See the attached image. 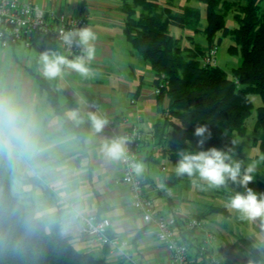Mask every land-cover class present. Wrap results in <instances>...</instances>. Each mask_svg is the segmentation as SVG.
<instances>
[{"label":"crops","instance_id":"0c3cea01","mask_svg":"<svg viewBox=\"0 0 264 264\" xmlns=\"http://www.w3.org/2000/svg\"><path fill=\"white\" fill-rule=\"evenodd\" d=\"M23 1L32 2L47 12L61 11L81 19L82 27H90L97 36V54L91 64L95 75L91 79H83L74 72L63 80L44 79L38 71L39 54L57 48L61 51L49 39L38 38L29 46L19 42L0 48V91L14 95L25 104L35 123L34 147L11 149L12 153L20 149L24 159V169L16 170L14 176L30 185L24 189V206L31 207L46 228L57 223L77 251H90L110 264H169L168 252L157 240L155 230L145 225L132 205L129 187L121 181L122 164L107 161L98 150L101 139L120 134L126 124H138L144 132H152L155 124L161 122L160 102L153 91V70L123 33V5L130 0ZM155 1L175 9L188 5L185 2L189 0ZM201 44L205 46L206 42ZM42 81L56 89L63 113L68 107L76 106L74 93H82L89 105L96 106L86 110L98 111L110 120L102 135L97 137L93 133L86 116L88 127L82 137L63 130V115L53 108L40 86ZM166 104L167 99L163 98L161 105ZM156 143L153 140L143 144L148 151L142 159L146 165L145 191L160 214L201 220L203 229L192 233L189 243L190 261L209 264L207 254L200 255L198 251L206 230L214 236L207 253L216 254L221 264H249V261L264 264V221L243 219L237 212L225 208L233 191L230 185L214 189L204 181H197L196 185L201 182L202 186L189 190L187 184L192 180L187 176H177L164 161H158L159 166L155 162L151 165L158 154L165 157L159 151V144L153 148ZM4 157L8 159L5 152L1 160ZM256 157L259 159V155ZM260 164L261 171L262 159ZM28 167L30 173H27ZM179 181H182L180 189H174L173 185ZM257 182L254 179L248 187L257 194L264 193V183ZM219 193L224 197L219 199ZM211 206L222 209L211 211ZM89 214L110 221V232L127 242L124 250L129 257L81 232V216Z\"/></svg>","mask_w":264,"mask_h":264},{"label":"trees","instance_id":"16d2710c","mask_svg":"<svg viewBox=\"0 0 264 264\" xmlns=\"http://www.w3.org/2000/svg\"><path fill=\"white\" fill-rule=\"evenodd\" d=\"M202 1L204 26L200 25L198 7L185 5L174 9L171 5L161 6L155 0L124 2L125 38L150 65L154 73L153 86L159 89L156 96L161 107V122L152 130L154 140L161 145L159 151L172 166H175L178 150L191 148L196 151L194 147L199 138L194 132L197 123L207 124L211 132V138L201 150L211 147L227 150L232 147L234 134H245V119L252 107L249 94L256 93L261 103L257 106L254 123L259 133L253 143L258 145L264 165V0ZM230 10L237 22L233 27L225 24V15ZM170 26L202 33L206 45L195 42L190 36L191 43L182 46L179 38L170 32ZM226 36L232 39L228 52L239 58L231 76L217 61L204 64L200 61ZM36 39L33 38L31 44ZM40 86L53 108L63 115L56 89L44 81ZM163 98L167 99L166 106L161 105ZM175 122L185 124L181 126ZM87 127V122L79 126L67 120L63 122V130L73 131L79 137L84 135ZM240 148L238 143L236 152ZM4 159L0 162V264H110L90 251H77L60 232L57 223L46 228L33 209L24 206L23 201L12 193L10 178L17 172L14 168L7 170ZM219 209L222 208L211 206L209 210ZM192 233L191 229L181 232L188 247ZM199 244L200 255L207 254L209 264H213L207 253L209 250L203 248L204 241ZM188 262L194 263L189 255Z\"/></svg>","mask_w":264,"mask_h":264},{"label":"clouds","instance_id":"9594fccd","mask_svg":"<svg viewBox=\"0 0 264 264\" xmlns=\"http://www.w3.org/2000/svg\"><path fill=\"white\" fill-rule=\"evenodd\" d=\"M96 34L90 27H80L59 33V47H66L69 55L57 49L45 50L38 57V71L49 81L63 80L72 72L83 79H91L95 73L91 64L95 60ZM73 47L79 49L78 54H72ZM71 56V58H69ZM76 106L68 107L63 113V119L79 126L87 121L93 133L100 137L109 123V118L98 111H88L89 105L82 93H74ZM181 126L185 123L175 122ZM35 130L34 119L20 100L10 93L0 91V149L9 150L20 147L30 150L34 147L32 136ZM171 130V129H170ZM194 136L198 137L197 146L203 148L211 132L207 124L197 123ZM132 137L119 135L113 138H103L99 143V153L109 162L125 164L136 177L143 176L146 165L129 150ZM232 147L227 150L211 147L207 150H178L174 171L177 176L190 178L194 185L204 181L210 188L227 187L229 182L244 191L233 190L225 202V208L237 212L241 218L250 221H264V193H255L248 185L254 181L257 173L256 165L236 159L238 142L231 140ZM252 264V261H249Z\"/></svg>","mask_w":264,"mask_h":264},{"label":"built area","instance_id":"2783aa9c","mask_svg":"<svg viewBox=\"0 0 264 264\" xmlns=\"http://www.w3.org/2000/svg\"><path fill=\"white\" fill-rule=\"evenodd\" d=\"M83 20L73 18L61 11L47 12L29 1L0 0V48L10 44L22 42L25 46L31 44L33 38L49 39L58 47L60 44L59 33L75 28H80ZM65 55H69L66 47H59ZM72 54H78L79 49L73 47ZM217 47L212 46L205 56L200 58L202 64L216 63ZM71 58V56H69ZM154 93L159 89L154 88ZM134 99H131L133 102ZM125 122V121H124ZM123 122V123H124ZM132 137L129 150L138 159L142 160L148 151L143 144L154 140L152 132H144L138 124H126L120 134ZM114 136V137H115ZM157 145L154 144L153 148ZM161 148V145H158ZM121 181L129 187L130 199L135 210L141 215L146 226L155 230L157 240L168 252L169 264H190L188 262L187 241L181 235L184 230L200 231L202 223L196 217L165 216L158 212L147 195L144 186V176L136 177L131 173L127 165L122 164ZM165 168L162 167V170ZM81 232L92 238L96 243L108 246L111 250L118 251L125 257L129 253L124 250L126 241L116 233L110 232V221L106 218H97L93 214L82 215ZM204 249L210 250V242L213 234L203 230ZM213 264H219L216 254L210 255Z\"/></svg>","mask_w":264,"mask_h":264},{"label":"rangeland","instance_id":"374dc122","mask_svg":"<svg viewBox=\"0 0 264 264\" xmlns=\"http://www.w3.org/2000/svg\"><path fill=\"white\" fill-rule=\"evenodd\" d=\"M185 3L191 6H196L200 9V12H201L200 25L203 26L205 24V12H204L203 1L202 0H189L188 2H185ZM236 23L237 22L233 17L232 11H228L225 15V24L229 27H233L236 25ZM169 28H170V32L175 37L179 38L180 44L182 46L190 44V38H189L190 36H192L195 42H199V43L206 42L204 36L199 32L192 33L188 29L180 28L177 26H170ZM230 43H232V39L229 36L223 37L221 41L219 42V44L217 45V54H216L217 63L225 70L228 76H231L232 68L235 67L239 61L237 54L228 52L227 47ZM249 97L252 101V107H251L249 115L245 119L246 132L244 135L234 134L235 140L241 145L240 151L236 152L235 158L239 160H244L246 164L247 163L255 164L257 173L255 174L254 179L256 183H258L257 181L259 180L262 181V183H264V171H262V169L264 168H262L260 171V165H261L260 162H261L263 155L260 152L258 145L253 143V138L257 136L259 133L255 129L254 123H255V117H256V109H257V106H259L261 103V98L256 93H250ZM194 148L196 151H201V149L197 145H195ZM3 152H5L6 155L8 156V159H4L3 161L4 167L7 170L10 168H14L15 170L21 172L24 169V159L20 155V149H18L17 151L13 150V153L8 148L0 149V162H1V156L3 155ZM158 155L159 156L155 158L153 162H151V165L155 162L159 166L161 163H158V161H164L165 166H167L168 168L174 169V166H172V164L166 157H162L160 154ZM256 155H259V159L256 157ZM29 170L30 169L28 167L27 173H30ZM181 185H182V181H179V183L176 182L173 185V187L174 189L177 188V190H179ZM200 185L202 186L201 182L199 185H194L193 182H189L187 184L189 190L194 189L195 187L200 188ZM228 185H230V188L232 190H237L240 192L244 191L243 188H239L236 185L231 184V182H229ZM29 187L30 185L24 184V180H22L21 178L16 177L14 175L11 176L10 189L12 193H16V195L23 201V203H24V189L29 188ZM218 197L220 199V198H223L224 195L219 193Z\"/></svg>","mask_w":264,"mask_h":264}]
</instances>
